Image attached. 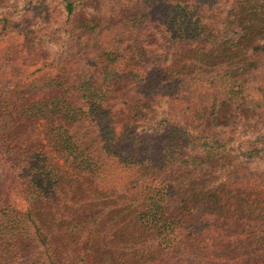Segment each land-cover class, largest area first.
I'll list each match as a JSON object with an SVG mask.
<instances>
[{
    "label": "trees",
    "instance_id": "1",
    "mask_svg": "<svg viewBox=\"0 0 264 264\" xmlns=\"http://www.w3.org/2000/svg\"><path fill=\"white\" fill-rule=\"evenodd\" d=\"M59 2L0 9V264H264V174L225 128L264 116V0Z\"/></svg>",
    "mask_w": 264,
    "mask_h": 264
},
{
    "label": "rangeland",
    "instance_id": "2",
    "mask_svg": "<svg viewBox=\"0 0 264 264\" xmlns=\"http://www.w3.org/2000/svg\"><path fill=\"white\" fill-rule=\"evenodd\" d=\"M25 0H3L2 7L0 9L7 8L14 18H17L23 11ZM50 6H56L57 9H62V3L59 0H48ZM21 40L20 36L10 34L5 37H0V61L1 58L8 57L9 54L13 53L16 49L15 44ZM158 48L168 49L171 51L179 50L180 44H173L169 42L158 43ZM43 47L49 52L50 58L53 59L56 64L53 71L59 66L60 60L63 59V49L62 43L55 44L50 42H44ZM59 61V62H58ZM5 61L4 63H6ZM46 70L42 69L41 65H36L27 69L25 72V78L30 80L34 77L39 76L42 72ZM120 106V103L117 102ZM153 110L148 112L147 120L139 122V131L145 125H150L162 118L165 114L166 104L164 102L156 103L153 105ZM226 124V129H232L230 138L231 143L229 145L233 154L238 155L239 160L249 167L253 171H258L264 174V116L251 115L248 112L239 113V115H234L229 118ZM249 152H254L250 155ZM0 166V175H1ZM217 175H219L217 173ZM215 179V178H214Z\"/></svg>",
    "mask_w": 264,
    "mask_h": 264
}]
</instances>
